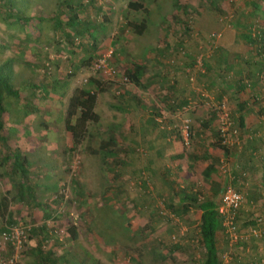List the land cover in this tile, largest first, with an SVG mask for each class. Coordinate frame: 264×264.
<instances>
[{"label":"rangeland","instance_id":"374dc122","mask_svg":"<svg viewBox=\"0 0 264 264\" xmlns=\"http://www.w3.org/2000/svg\"><path fill=\"white\" fill-rule=\"evenodd\" d=\"M131 1L146 10H129ZM207 1L212 3L211 8ZM245 1L0 0V72L20 93L19 98H14L3 92L4 136L10 146L22 151L27 174L22 184L18 170L13 176L10 164H0V202L4 198L8 206V219L0 218V229L5 227L0 231V264H41L36 251L40 237H44V249H51V264L200 263L204 251L193 232L199 215L190 208L183 216L172 190L196 191V197L198 193L209 195L213 187L220 188L217 185L225 173L216 131L214 141L206 143L205 150L187 148L185 158L179 162L182 167L166 174L163 169L171 167L170 163L161 167L145 160L162 143L151 141L152 149L142 144L138 111L143 106V113L154 110L156 118L164 121L174 117V112L162 105L168 103L163 100L164 90L166 95L174 93V84L156 89L148 78L152 72L170 70L166 63L167 55L172 53L169 45L179 38L188 52L182 60L185 76L188 71L194 82L185 79L181 70L178 72L191 93L204 91L198 79L207 73L212 81L225 82L219 95L209 93L207 87L210 112L215 114L214 105L221 104L229 116L236 117L235 102L226 84L237 82L245 86L240 102L245 101L247 108L264 107V74L258 85L249 75L250 71L264 68V2L251 16L263 22L260 28L250 22L246 29L236 28ZM8 5L26 20L12 16ZM51 15H59L64 28L56 29L48 19ZM129 23H144L145 29L137 34ZM212 34L216 38L209 41ZM111 50L106 64L115 70V75H109L106 68L94 67ZM200 50H208L210 58L197 70ZM133 63L145 69V88H137L126 78L125 72ZM91 79L104 86L95 107L99 121L88 125V136L70 152L65 111L76 89L96 90L89 84ZM126 91L141 105L132 108L131 95ZM216 116L218 120L217 113ZM110 139L111 153H105L101 147ZM172 140L166 154L181 150V143ZM2 156L0 146V163ZM209 159L219 173L215 179L216 174L204 180L201 171ZM9 220L11 226L7 224ZM72 228L73 239L68 231ZM224 235L218 238L220 264H234ZM243 237L247 240L243 245L246 252L251 242L263 252V240Z\"/></svg>","mask_w":264,"mask_h":264},{"label":"trees","instance_id":"16d2710c","mask_svg":"<svg viewBox=\"0 0 264 264\" xmlns=\"http://www.w3.org/2000/svg\"><path fill=\"white\" fill-rule=\"evenodd\" d=\"M208 7L211 8V2L207 1ZM264 0H246L244 5L241 8L240 14H239V20L236 23V28H245L247 27V24L250 22L252 25H254V28H260L259 25H263V22H261L259 19L251 17L253 13L259 10L261 3H263ZM9 6V10L12 13V16H14L18 20H26L24 17L19 15L18 12L12 11V6ZM128 9L132 11H142L146 10L142 4L138 3L137 1H131L128 3ZM183 12H187V10H184ZM188 16V15H187ZM28 19V18H27ZM50 21L54 22V27L56 29L61 30V27H63V22L61 20V17L59 15H51L48 18ZM133 31H135L137 34H141L144 29L145 25L144 23L136 25L129 23L128 25ZM64 28V27H63ZM256 28V29H257ZM214 37L212 35L209 36V41H213ZM208 42V41H207ZM213 44V43H212ZM170 46V53L167 55V61L166 63L169 65L170 68L169 71L166 72L165 77L167 78L166 81L163 80L162 84L164 87L169 86V84H174V87L176 88L175 91L178 89V77L183 78V75L186 78H189L190 74L188 71H186L187 77L185 76V65L182 63V60L186 59L187 57V49L186 45L182 42L181 38H179L178 42H174ZM213 46V45H212ZM204 53V57L202 59V66L203 61H206L209 57L208 50L202 51L200 50V53ZM199 56V55H198ZM182 65V68L180 67ZM177 68L178 70H176ZM180 68V69H179ZM179 70L182 71V73L178 72ZM264 74V68H257L253 71L249 72L250 80L252 79V82L254 85H258L259 78H261V75ZM126 78L129 83L134 84L137 88L143 86L144 81V75H145V69L142 65L133 63L131 64L128 69L125 72ZM8 76L3 75L0 72V146L3 148V156L1 158V163L7 164L11 166L12 170L9 171L10 175H16L17 170L20 172V179H22V184L25 183L26 179V171L24 170L26 165V159H24L22 156V151L18 147H13L8 144V141L6 137L4 136V116H5V109L3 107V92H5L7 95L12 96L14 98H19L20 93L18 90L14 89L10 82L8 81ZM89 84L96 88L95 91H91L88 88H78L76 89L73 94L71 95L68 105L65 111L64 116V127L66 132L70 135L71 144L69 146V151L74 152L86 139L88 136V125L90 124H97L99 121V115L95 112V107L97 103V96L99 92H102L104 89V86H102V83L97 82L94 79H91L89 81ZM250 83V85H253ZM246 85H249L248 82ZM253 85V86H254ZM245 86L241 85L239 82L232 84H226V89L229 91V96L232 98V101L235 102L236 106V117L235 115L229 116V123L230 127L234 128L236 131L235 134L228 133V138L230 139V144H224L223 142V134L220 132V123L215 124V131L218 136V142L216 143V146L224 152V157H228V155L232 152L239 151L243 148L244 143L253 140L254 133L244 131L245 129V110L247 109L246 103L240 102V94L244 90ZM180 90V88L178 89ZM168 91H172L171 89H168ZM127 94L131 97L130 102L134 105L132 108L136 106H140L141 103L133 97L132 94H130L128 91H126ZM169 100V98L167 99ZM172 104L166 103L163 104L165 107V110H171L174 112V117L166 119L162 118V121H157L155 118L158 115L157 112L153 110V117H151V121L154 123L155 126H149L146 127V134L152 135V131L155 129L157 131L158 135V141H161L159 143H162V146L159 149H152L153 145H150L149 138H145L143 132H138V136L142 135V144H147L152 150L149 153V158L147 157L145 160H147L148 163L151 164H160L161 167H164L166 163H170V166H166L163 169V172H166V174H170L173 172L175 168H181L182 165H179V162L182 161L185 158L186 150L187 148L194 146L193 140L195 136H198L196 133V128L193 125L191 114L195 111L196 105L193 102H184V101H178L174 100ZM206 105V103H205ZM218 105H214L216 113L218 114L217 110ZM264 111V107L262 108ZM160 112V111H159ZM215 113V114H216ZM151 115V113H150ZM186 116V118L181 119L179 116ZM264 118V116H262ZM261 117L260 122L258 123L261 128H264V119ZM156 120V122H155ZM217 120V116H216ZM150 125V124H147ZM184 125L188 126V136L185 139L183 136V128ZM143 129V128H142ZM259 129V128H258ZM248 136L249 140L244 141V137ZM166 138H173L177 139L179 143H181V150L175 154H166L165 149L168 145V141ZM152 139V138H151ZM164 141V142H162ZM109 143H105L102 145L101 150L106 153V151L109 149L108 144H113V140H109ZM107 152H110L109 150ZM111 153V152H110ZM126 154V153H125ZM141 154V153H140ZM148 156V154H146ZM223 157V158H224ZM205 159H207L205 157ZM228 159H230L228 157ZM223 160V164H226V173L222 180L219 182L217 186H220V188L213 187V190L210 191L209 195H200L199 193L195 197L196 191H174L172 190V194L175 195L179 199V211L184 216L185 214L189 213L190 208H194L196 212L198 213V221L196 224V227L193 228V232L195 235V239L198 242V244L203 248V255L201 257L199 264H220L221 263V252H220V245H219V235L224 233L227 237V234L224 231V227L222 225L221 217L218 213V207L221 205L222 197L224 194V191L228 185L232 186L233 189L238 192L241 197V205L239 208L234 211V222L233 227L234 231L238 236H245V238L253 239V241L256 240H263L264 241V203L259 205V201H254V197H248L246 195V191H241V189L238 187L240 184V179L237 177V174H243L244 171L239 167L231 168L229 166V160ZM188 161V160H187ZM222 166V165H221ZM15 168V169H14ZM230 169V170H229ZM219 173V169H218ZM216 171V168L213 164H207V166L204 168V170L201 171L202 177L204 180H210L211 176L214 174H218ZM163 175V174H162ZM17 176V175H16ZM244 176V175H243ZM24 178V179H23ZM191 187H193L194 183L190 184ZM216 188V189H215ZM194 190V188L192 189ZM194 192V194H193ZM30 195H33L31 192ZM31 199H35L33 196H31ZM263 199V198H262ZM1 207H0V218H2L3 221H6L8 218V206L6 205L7 201L6 199H2ZM11 226L12 221L9 220L7 223ZM1 232L5 231V227L2 226L0 229ZM71 234V238H74L75 232L74 228L68 230ZM31 234H35V230L30 231ZM43 238L40 237V240L37 243V249L36 251L39 253V256L41 257V264H51L50 259H48V256L51 254V249L45 250L43 244ZM244 242H247L246 239H239L231 248L229 256L231 259H233L232 263L234 264H264V249L263 252L257 251L256 253H249L246 252L243 248ZM250 247L254 246L252 245V242L250 243ZM264 246V245H263ZM249 247V248H250ZM257 249L259 248V245H256ZM237 250V252H235ZM240 252H243L242 256L240 255ZM240 257L244 258L241 260H245L242 262L240 260Z\"/></svg>","mask_w":264,"mask_h":264},{"label":"crops","instance_id":"0c3cea01","mask_svg":"<svg viewBox=\"0 0 264 264\" xmlns=\"http://www.w3.org/2000/svg\"><path fill=\"white\" fill-rule=\"evenodd\" d=\"M216 58L218 61L220 60L219 57ZM215 67L216 68L219 67L218 63L215 65ZM165 75L166 72L163 70L162 72L161 71L152 72L151 74H149L148 81L149 83L153 84V88L161 89L162 86L163 89H165L164 85L162 84L163 83L162 81L163 80L166 81L167 79ZM182 80H184V78H182L177 82V85L179 86L180 90L177 89L174 93L172 94L169 93L167 95L165 94V90H164L163 100L170 104H172L173 102L175 103L174 100H178L179 102L190 101L195 103L196 109L190 116L193 125L194 126L196 125L195 128L197 130L196 133L198 134V136H195L193 140V144L195 147L197 146L198 148H203L205 150L207 148L206 143L214 141L212 138L213 135L215 134V129H216L215 124L218 123V120L216 121L215 114L210 112L208 109L209 108L208 99H210L211 97L206 93V91H208L209 90L208 88H210L209 93L215 92L217 95H219L222 92V90H224L223 84L225 82L223 81L218 82V80L212 81V79L209 77V73H207L203 79H198V84L199 85L201 84L200 86H202V89L204 91L202 93H191L189 91L187 84L185 85V82L184 84H182ZM196 90H199V88H196ZM168 97L169 100H167ZM159 105L160 104H157V106ZM142 108L143 106L139 108L138 112H140V115L137 121H139L142 124L140 131L144 133L145 135L144 137L149 138V135L146 134L145 128L149 126H154L153 125L154 123L151 121L152 120L151 117H153V112H151V115L150 113H143ZM244 113L246 116L244 131L254 133L253 136L254 141H250V143L245 142L241 150L230 153L228 155L230 159H228V157H224V155H222V152H220L219 154L221 158L224 157L222 161L227 159L229 160V166L231 168L236 169L239 166L244 171L243 174L240 175L237 174V177L240 179L239 182L240 184H238L239 185L238 187L241 189V191H246V195L248 197H252V198L254 197V201L258 200L260 203L259 205H261L262 203H264V128H261V126L258 123L260 122L261 117L264 116V111L262 110V108H247ZM155 119L159 122L162 121L161 120L162 118H155ZM152 132H153L152 135H150L152 139L149 138V140L150 142L154 140L157 142L158 139L157 131L154 129ZM166 140L168 141V144L173 143V140H171V138H166ZM246 140H249L248 136L244 137V141ZM159 142L161 141H158V143ZM195 154L199 156V152H196ZM209 163L215 166L214 161H210V159H209ZM216 176L217 175L214 176V179L216 178ZM172 185H174V183ZM258 250L259 248L257 249V247L252 246L247 250V252L250 251L251 254H253L256 253Z\"/></svg>","mask_w":264,"mask_h":264},{"label":"built area","instance_id":"2783aa9c","mask_svg":"<svg viewBox=\"0 0 264 264\" xmlns=\"http://www.w3.org/2000/svg\"><path fill=\"white\" fill-rule=\"evenodd\" d=\"M214 38L215 34H212ZM112 55V50L106 54V57L100 58L98 63L94 65L96 69L106 68V72L109 75H115V70L112 67H109L108 60L106 58H110ZM204 53L199 54L197 58V64L195 65L196 69L199 70L201 67V61L204 57ZM126 81V79H125ZM189 81L194 82V76H189ZM218 109V122L220 123V132L223 134V142L224 144H230V139L228 138V133L235 134L236 131L231 128L229 123V115L226 112L225 106L221 105L217 107ZM183 136L186 139L188 136V126L184 125L183 128ZM226 164L222 163L221 169L226 173ZM242 197L236 192L232 186L228 185L224 191L221 205L218 207V213L222 220V225L224 227L225 233L227 234L226 240L229 246H233L239 239L244 238L243 236H238L234 231L233 222H234V211H236L241 205ZM10 237V236H9ZM8 237V238H9ZM229 241V242H228Z\"/></svg>","mask_w":264,"mask_h":264}]
</instances>
